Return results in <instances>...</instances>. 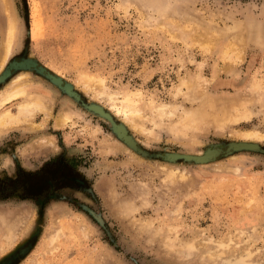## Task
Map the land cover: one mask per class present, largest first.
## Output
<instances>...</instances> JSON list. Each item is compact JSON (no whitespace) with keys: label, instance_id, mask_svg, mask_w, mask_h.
Instances as JSON below:
<instances>
[{"label":"rangeland","instance_id":"374dc122","mask_svg":"<svg viewBox=\"0 0 264 264\" xmlns=\"http://www.w3.org/2000/svg\"><path fill=\"white\" fill-rule=\"evenodd\" d=\"M12 1L20 30L0 92L24 84L49 113L0 130V264H264V138L228 153L244 132L264 136V0ZM126 96L140 129L112 109ZM206 98L239 99L249 119L184 127ZM207 150L221 154L185 158Z\"/></svg>","mask_w":264,"mask_h":264},{"label":"bare ground","instance_id":"6f19581e","mask_svg":"<svg viewBox=\"0 0 264 264\" xmlns=\"http://www.w3.org/2000/svg\"><path fill=\"white\" fill-rule=\"evenodd\" d=\"M13 1L12 0H0V10L2 13H4V16L2 13H0L2 16H3V19L5 17V20L6 22L3 21V25L6 26L5 28V31L3 33L4 34V39H3V42H2V45H1V49H0V72L5 68L6 66V63L7 61L9 60L10 56L12 55L15 47H16V44H17V37H18V33H19V30H20V23H19V20L17 19V16L15 14V11H14V8H13ZM143 14V13H142ZM186 16V15H185ZM1 17V16H0ZM194 18V17H193ZM198 21V20H196ZM6 23V24H5ZM218 26V25H217ZM212 28V27H211ZM215 28V27H214ZM4 30V28H3ZM204 30V29H203ZM219 30V29H217ZM205 31V30H204ZM208 31V30H207ZM206 32V31H205ZM229 32V31H227ZM217 33V32H215ZM217 34H220L219 32ZM215 35V34H214ZM207 36V35H206ZM244 36V35H243ZM210 37V36H209ZM217 37V36H216ZM221 37V36H219ZM203 38V37H201ZM206 39V38H205ZM204 39V40H205ZM244 40V39H243ZM201 41V40H200ZM199 42V41H198ZM205 42H207V40H205ZM211 42V41H210ZM244 42V41H243ZM215 43V42H214ZM233 43V42H231ZM206 44V43H205ZM212 44V43H211ZM239 44V43H238ZM207 45V44H206ZM210 45V44H209ZM214 45V44H213ZM205 46V45H204ZM239 46V45H238ZM209 47V46H208ZM231 47V46H230ZM233 47V46H232ZM235 47V46H234ZM233 47V48H234ZM239 48V47H238ZM236 49V48H235ZM234 49V50H235ZM227 50V48H226ZM229 50V49H228ZM237 51V50H236ZM227 52V51H226ZM234 52V51H233ZM225 53V52H224ZM226 54V53H225ZM240 55V54H239ZM230 56V55H229ZM223 57V56H222ZM229 58V57H228ZM235 58V57H234ZM239 58V57H238ZM241 58V57H240ZM222 60V59H221ZM225 60V59H224ZM230 61L229 59L226 58V61ZM227 61V62H228ZM232 61V60H231ZM229 62V65L231 66V63L233 62ZM227 62H226V65L225 66H228L227 65ZM239 63V62H238ZM225 64V63H224ZM233 66V65H232ZM222 68V67H221ZM226 68V67H225ZM224 68V69H225ZM223 69V68H222ZM28 72V71H27ZM25 74H27L25 72ZM29 74V72H28ZM22 75V74H21ZM19 75V76H21ZM24 75V74H23ZM19 76H17L15 79L18 80ZM25 76V75H24ZM29 76V75H28ZM27 77V75L25 76ZM22 78V77H21ZM201 78V77H200ZM87 82L85 83L86 84V87L89 85L91 86L92 82L94 81V79L90 80L89 77L86 78ZM10 82V81H9ZM257 82V81H256ZM255 82V83H256ZM15 83L13 80L11 81V84L9 83V85L7 86V88L3 91V92H0V130L6 126H11V125H14V124H18V123H21V122H24V121H29L31 122V119L34 117V113L36 111H44L47 113L48 109L46 108V105L43 103L42 99L39 98L38 96L35 97L34 95L32 94H29L28 91H27V88H26V85L24 84H13ZM22 83V82H21ZM94 83V82H93ZM255 83L253 85V87L255 86ZM259 83V82H258ZM183 84H186L187 87L189 88H192L193 87V84H191V82H183ZM182 84V85H183ZM251 84V83H250ZM248 85V88L251 89V85ZM257 84V83H256ZM100 85V84H99ZM201 85V84H200ZM184 86V85H183ZM257 87H259L258 85H256ZM255 86V88H257ZM94 88V86H92ZM96 87V86H95ZM186 87V86H185ZM195 87V86H194ZM200 87V86H198ZM261 87V86H260ZM259 87V88H260ZM178 88V87H177ZM182 88V86L180 87ZM88 91H89V88H87ZM97 89V88H95ZM187 89V88H186ZM199 89V88H198ZM98 90V89H97ZM180 90V89H179ZM204 90V89H203ZM249 91V89H247ZM255 90H258V89H254L253 88L250 90L253 94H254V91ZM199 91V90H198ZM197 91V92H198ZM201 91V90H200ZM248 91L246 92L248 94ZM98 93H95V97H98L99 95L101 96V94H103V92L101 91H97ZM179 92V91H178ZM187 93V91H184ZM251 92H249V95H253ZM32 93V92H31ZM251 93V94H250ZM110 94V93H109ZM197 94V93H196ZM106 95V94H105ZM116 95V94H115ZM245 95V94H243ZM104 96V95H103ZM107 96V95H106ZM105 96V97H106ZM114 95H109V99L112 100V101H116L118 99L116 98H113ZM185 96H188V95H185ZM29 97V100H24L22 102L19 103V109H18V113L17 114H13L11 112V110L8 108V109H5V110H2L3 107L7 106V104L11 103L13 100L15 99H19V98H27ZM116 97V96H115ZM243 97V99H245L248 103H249V100L250 99H253V96L252 98H247V95L246 96H242L241 95V98ZM247 98V99H246ZM115 99V100H114ZM16 101V100H15ZM228 101V100H227ZM231 101V100H229ZM252 101V100H251ZM132 98L129 97V96H126L124 101L122 102V104L119 106V105H115L112 107V109L114 110V112L117 114V115H121L123 114L124 115V118H125V121H127V123H131V127L133 128H139V125L137 124V121H136V118H139L142 116L140 115L139 116V109L135 107V105H133L132 103ZM220 102H223V101H220ZM225 102V101H224ZM229 105L226 106V103L224 104L225 107H221V106H217L215 100L213 99H208L206 98L204 101H203V105H199L200 107L198 109H195V111H192L190 113H187L185 115V117H183V126L188 128V129H194V128H198V127H195V125L198 126V124L196 123H199V122H203L201 125H199V129L197 130H201V126L205 123H207V121H215L217 124L216 125H220V127H224L226 124L228 123H234V122H238L240 121L241 119L243 118H248V108L245 106V105H242L241 104V100L239 99H233L231 102H228ZM221 104V103H219ZM245 104V103H243ZM114 105V104H113ZM164 106V105H163ZM162 106V107H163ZM160 107L161 109L158 108V111H159V114L160 113H163V115L165 113H167V111ZM47 109V110H46ZM193 109V108H192ZM185 110V109H184ZM50 111V110H49ZM49 113V112H48ZM47 113V114H48ZM181 114V113H180ZM72 116V115H71ZM162 116V115H161ZM139 118V119H141ZM70 116L69 115H64V116H60L58 117V125H65L69 120H70ZM145 119V118H144ZM249 119V118H248ZM162 120V119H161ZM28 122V123H29ZM26 123V124H28ZM209 123V122H208ZM35 124V123H34ZM126 124V122H125ZM195 124V125H194ZM156 125V124H155ZM129 126V125H128ZM210 126V125H209ZM142 127V126H141ZM126 128V126H125ZM124 129V128H123ZM127 129V128H126ZM126 129H124L126 131ZM140 129V128H139ZM225 129V128H224ZM223 129V131H224ZM134 130V129H133ZM136 130V129H135ZM196 130V131H197ZM209 130V129H208ZM220 130V129H219ZM124 131V133H125ZM127 132V131H126ZM206 132V131H205ZM217 133V132H216ZM221 133V132H220ZM236 133V132H235ZM242 132H240L241 134ZM248 133V134H247ZM251 133V131H250ZM247 136H246V135ZM239 136V134H236ZM235 135V136H236ZM244 136V140L246 143H243V142H237L236 144H234L236 147H245V146H256L255 144H252L253 142L255 143V141H252L250 139H256L258 138L257 140L259 139H262L264 138V136L262 134H259V133H253L252 134H249V131L247 132H244L242 134ZM241 135V136H242ZM239 136V138L241 137ZM242 136V137H243ZM127 137V135H126ZM234 137V136H233ZM241 137V138H242ZM128 138V137H127ZM40 143V142H39ZM248 143V144H247ZM127 149H125L126 151ZM209 151V150H208ZM207 151V152H208ZM128 152V155H131L133 156V154L131 153L130 151V154H129V151ZM126 152V153H127ZM207 152L202 155L204 156L203 159L205 160H210L212 159L211 155L216 152H213L211 151L212 153H209L208 156H207ZM219 152V151H218ZM193 153V152H192ZM217 154V153H216ZM221 154V153H219ZM218 154V155H219ZM217 155V156H218ZM195 156V155H194ZM215 155L214 158L217 157ZM137 158V156H136ZM138 160V159H137ZM164 166V165H163ZM162 166V168H163ZM165 166H168V165H165ZM164 166V167H165ZM174 167V166H173ZM210 167V166H209ZM167 172L169 173L170 176L174 177L175 175V167L174 169L171 168V167H165ZM211 168V167H210ZM227 168V167H226ZM177 169V168H176ZM239 169V168H237ZM236 169V170H237ZM165 170V169H164ZM178 170V169H177ZM228 170V169H227ZM165 173V172H163ZM183 175V174H182ZM185 176V175H184ZM187 176V174H186ZM185 176V177H186ZM169 177V176H168ZM176 177V176H175ZM182 178V176L180 177ZM171 179V177H170ZM173 179V178H172ZM171 179V180H172ZM175 179V178H174ZM184 179V178H183Z\"/></svg>","mask_w":264,"mask_h":264},{"label":"water","instance_id":"95a60500","mask_svg":"<svg viewBox=\"0 0 264 264\" xmlns=\"http://www.w3.org/2000/svg\"><path fill=\"white\" fill-rule=\"evenodd\" d=\"M29 63V64H25V63ZM27 62H23V63H15L14 64V67H30V65H33V66H37V63L36 62H30V61H27ZM13 65V64H12ZM39 71H41L42 73H46L47 70L43 67H40L39 68ZM9 74V71H5L4 74L0 77V81H2L4 79V77L6 75ZM47 77L50 78L54 83H58V84H62L63 80L60 78V77H57L49 72H47ZM66 88L68 89V91L71 90V87L69 84L66 85ZM71 92V91H70ZM91 109H93L94 111H96L97 113H99L100 115L112 120V117L109 113H107L106 111L103 110V108L99 107V106H92ZM115 126V129L117 131V133L119 134V136L130 146L132 147L134 150L142 153L143 155H146V152H144L142 149H140L136 143V141L131 138V141L129 140V138H127L126 136H124L123 134H121V132L119 131V128L120 127H123L124 126ZM129 137V136H128ZM234 144L236 143H231L229 145V148H228V153L229 154H232L233 152L235 151H244V150H247V151H260V148L258 146V144H255L256 146H245V147H236ZM210 150V149H209ZM208 151V150H207ZM206 151V152H207ZM205 152V153H206ZM204 153V154H205ZM204 156L200 155V156H192V155H186L185 158L188 159L189 161H195L197 163H207V162H210L213 160L210 159V160H205V159H202Z\"/></svg>","mask_w":264,"mask_h":264}]
</instances>
